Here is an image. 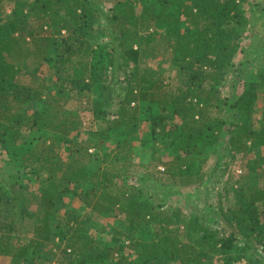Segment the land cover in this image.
Wrapping results in <instances>:
<instances>
[{
  "label": "trees",
  "instance_id": "1",
  "mask_svg": "<svg viewBox=\"0 0 264 264\" xmlns=\"http://www.w3.org/2000/svg\"><path fill=\"white\" fill-rule=\"evenodd\" d=\"M11 2L9 13L4 12ZM244 2L119 0L103 14L96 0H0V121L5 122L0 136L4 139L9 129L15 141L22 127L59 133L57 142L40 141L21 154L17 168L36 172L47 182L60 178L64 190L71 189L90 209L83 215L74 210L55 214L47 202L63 191L59 184L36 192L39 200L32 207L11 177L0 178V218L9 213L0 221V256L8 257L9 264H52L54 259L57 264H105L114 250L88 230L105 202L108 208L119 207L122 233L133 247L143 228H151L152 240L121 264H214L217 259L221 264L237 259L264 264L255 255L264 250V182H228L210 216L156 203L143 177L118 166L110 153L103 164L87 171L82 163L89 147L74 141L81 119L74 110H62L66 98H78L99 124L96 140L104 144L114 134L121 137L118 149L136 136L145 114L148 133L162 128L169 139L179 171L173 184L204 185L206 174L194 170L197 157L212 149L219 155L222 145L227 164L242 157L245 169L264 173V104L257 125L252 110L258 98L264 101V64L255 67L248 86L244 70L232 84L227 81L240 32L248 26ZM135 3L141 5L139 12ZM100 18L104 23L98 31L104 30V40L95 42L90 29ZM163 46L174 70L168 81L140 65ZM25 59L32 68L22 71L25 78L20 79ZM34 100L43 101L42 108L28 113ZM61 142L74 149L70 160L59 155ZM83 181L89 186L84 191ZM27 226L25 233L32 234L28 240L17 237ZM176 235L187 242L177 241Z\"/></svg>",
  "mask_w": 264,
  "mask_h": 264
},
{
  "label": "rangeland",
  "instance_id": "2",
  "mask_svg": "<svg viewBox=\"0 0 264 264\" xmlns=\"http://www.w3.org/2000/svg\"><path fill=\"white\" fill-rule=\"evenodd\" d=\"M96 1L103 10V14H105L109 12V7L119 0ZM11 5L12 2L10 6H6L3 11L9 13ZM242 7L248 20V26L245 30L240 32L239 52L234 60L235 63L228 67L229 73L227 74V78L229 79L227 81L232 84V82L236 81L238 78H234L235 74L244 70L242 71V73L244 72V82L245 86H248V84L252 82L253 77L251 74L255 67L264 64V0H246ZM140 9V3H135L134 11L139 12ZM103 23V18H100L90 29L95 42H102L104 40V30L98 31L100 27L103 26ZM44 34L42 35L43 37L45 36ZM52 46H50L49 52ZM244 60L247 61L244 62ZM140 65H146L149 71L157 76L158 80L168 81L169 76L174 74V70L169 65V52L165 50L164 46L157 50L156 53L144 57ZM28 67H31L30 63L25 59L21 63L20 70L18 71L20 79L25 78L21 73L27 70ZM42 67L45 70V65H42ZM241 88L242 86L237 87V91ZM66 100L67 103L63 105L62 110H74L82 122V128L74 138V141L89 147V156L85 158L86 161H83L82 166H84L87 171L91 172L95 170L98 165L103 164L105 154L110 153L116 158L117 162L115 163H117L118 166H127L126 168L129 173L132 172V174L143 177L150 186L148 187V192L150 194L152 193L151 196L154 197L153 201L156 203L168 204L182 209L185 213L201 212L210 216L208 213L214 211L217 206V194L219 192H224V187L228 182L234 183L235 186L241 179H245L247 183L252 184H261L264 182V173L261 171L252 172L247 168L245 169L243 167L244 158L242 157H237L236 161H233L231 165L227 164V158L224 154L226 153V148L224 149L222 145L219 149V155L212 149L197 157L198 162L194 170L206 174L205 179H202V181H205L204 185L201 186V181L185 186L173 184L172 178L175 177L179 171L177 170L175 161L172 160L173 155L169 139L163 137L164 132L162 128L157 129L152 136L148 133L149 121L146 119L147 117L145 114L140 116L142 121L136 136L126 139L128 142L125 146L118 149L116 143L117 140H121V137L113 134L104 144L99 143L95 138V133L99 128V124L97 121H94L89 108L84 107L80 100L73 97V95H70V98H66ZM42 102L41 100H34L30 106L27 107V112L29 113L34 109H41L43 105ZM263 104V99L258 98L252 106L253 120H257L255 123L256 125L261 117ZM210 117L211 115L207 117V121L210 120ZM175 122V118L169 119L170 124H174ZM4 126L5 122L0 121V130ZM59 135V133L53 130L40 131L34 128L22 127L14 141L10 136V130L7 129L4 132L5 138L3 139L2 136H0V178L10 179L11 177L10 180L15 182V187L24 190L27 198L26 202L27 204H31L32 207L36 206L37 204L35 203L39 200L38 197L33 196L36 192L41 191L43 187L50 190L51 187L53 188L59 184V188L63 191L54 196L50 202L48 201L47 205L50 207L49 204H51L57 215L63 214L67 210H74L80 215H83L86 211L90 210L89 207L86 206L81 198L75 194L69 193L71 189L65 191V186L63 187L60 178L53 180V183L50 181L47 182L45 177L40 178L36 172H32L29 169L17 168L21 154L40 141L50 142L53 138L57 142ZM225 136H222L221 140H225ZM142 142H145L146 145ZM58 147L59 155L65 160H70L73 157L74 149L69 150L68 143L61 142ZM199 160H204V163H199ZM200 165H202L201 169H199ZM18 181H20L21 186L17 183ZM68 186L69 188L72 187L71 183H68ZM81 186L80 188L83 191L89 187L85 181H83ZM102 205V211L93 214V219L89 223L88 230L101 245H109L114 250L113 258L105 264H119L124 258L131 259L135 253L140 251L143 245L152 240V235L150 233L151 228H143L137 239H135L137 242L135 247H133V245L130 244L129 238L125 237L122 233L125 229V223L123 222L122 216L118 214L119 207L114 205L108 208L105 202H102ZM8 215L9 213L7 212L4 217L0 218V221H5ZM53 226L52 220L49 227L51 232L54 229ZM28 230L29 227L27 226L23 231L24 233L21 231L17 233V237L22 238L23 236V238L28 240V237L32 235L30 234L29 236L28 233H25ZM37 232H40L37 236L41 238L40 235L42 230L40 231V229H38ZM176 240L181 243L187 242V238L184 239L179 235H176ZM185 247L186 252H190V247H188V245ZM255 255L264 259V250L262 248L258 249ZM0 264H9L8 257L0 256ZM52 264H57L56 259H54ZM123 264H126V262H123ZM167 264L182 263L169 260ZM214 264H221V260H215ZM230 264H245V261L237 259L231 261Z\"/></svg>",
  "mask_w": 264,
  "mask_h": 264
}]
</instances>
